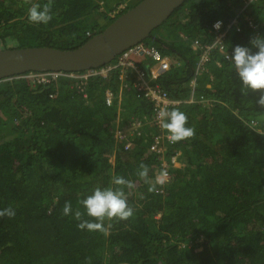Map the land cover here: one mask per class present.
<instances>
[{
    "label": "trees",
    "instance_id": "trees-1",
    "mask_svg": "<svg viewBox=\"0 0 264 264\" xmlns=\"http://www.w3.org/2000/svg\"><path fill=\"white\" fill-rule=\"evenodd\" d=\"M98 2L0 0V49L75 48L113 20L114 6L106 12ZM34 4L50 5L47 24L29 21ZM243 4L247 11L235 15ZM216 19L230 24L232 51L251 47L264 36V0H184L143 41L168 63L151 83L178 101L170 111L184 112L194 129L175 143L162 139L164 161L149 146L168 132L158 129L133 74L122 80L115 68L84 80L78 71L43 83L26 72L0 80V211H15L0 216V264H264L262 93L244 89L216 50L196 72L203 54L190 42H206ZM164 171L169 177L158 182ZM115 175L134 187L111 185ZM110 185L124 191L133 215L105 218L106 232L80 229L83 220L98 222L81 200Z\"/></svg>",
    "mask_w": 264,
    "mask_h": 264
},
{
    "label": "clouds",
    "instance_id": "clouds-1",
    "mask_svg": "<svg viewBox=\"0 0 264 264\" xmlns=\"http://www.w3.org/2000/svg\"><path fill=\"white\" fill-rule=\"evenodd\" d=\"M98 1H100V0H98ZM136 1L137 0H119V1H116L113 4V6H114L113 9L109 12L110 16L114 20L120 14L124 13L128 9H130L133 6H135L136 4H138L141 0H139L137 3L134 4V2H136ZM248 2H249V0H246V4ZM98 3L101 5L100 8L102 9V3L101 2H98ZM245 6L246 5L243 4L241 6V8L236 9L235 15H237L241 12L245 13L247 11V10H243L245 8ZM51 18H52V16H51L50 5H44L43 8H41L40 5L34 4L32 7H30L28 9V19L31 23L47 24L51 20ZM235 18H236V16H235ZM242 18L249 20L248 17L245 16L244 14L242 15ZM214 28L217 29L218 32H223L224 30H226V32L229 33L230 24L223 22L222 19L214 20L211 23L209 29L206 31V34L208 36L206 38L207 41L200 43V39H198V38L193 39L190 42L191 47L193 49H197L202 54V52L206 49L205 46H211L215 41L216 32H215ZM228 38H229V36H226V34H225L221 40V44L224 45L223 49H219L218 47L209 49L208 57L210 56V53L212 50H216V51L224 54V60L232 63L233 68L237 72L240 80L242 81L244 89H250L252 91L260 90V92L262 94L260 95V98L258 101H256V103L259 104L261 107H264V36H257L255 38L251 39L249 41L251 47L237 45L233 48V51L228 47V44H227ZM196 40L199 42V45L202 46V48L195 45L194 42ZM225 44L227 45V49L225 47ZM253 48L255 49V51H253ZM226 53L230 54L231 61L227 57H225ZM140 56H144V55H140ZM145 58L146 59H144L143 62L139 61V64L145 63V65L141 64L142 67H138L140 70H142L143 72L144 71L148 72V73H151V71L152 72L160 71L158 69V67L156 66L157 64H155L154 62L148 63V60H149L148 57L145 56ZM208 60L209 59H206V61H204V63L201 65L202 66L201 71H203L205 69L204 64H206V62ZM114 62H115V60H112L111 62H109L103 66H100L97 68L87 69L84 71L88 72L92 69L98 70L101 67L113 64ZM198 64H199V60H198ZM198 64H197V67H198ZM136 65H138V63H136ZM196 70H197V68H196ZM164 71H166V70H164ZM85 72H83V73H85ZM34 73H40V72H34ZM62 73L68 74V73H73V72H62ZM28 74H30V72ZM190 84L191 85L195 84V78H193L190 81ZM159 120H160L161 125H158V129H160V127H162L163 129L167 130V132L169 133L170 142L175 143L177 141L184 140V139L192 137L194 135V129L192 127H186L187 117H186L185 113L180 111L179 109H173L171 111L162 110L159 113ZM138 126H136V127H138ZM124 134H125V132H124ZM159 135H161V134H159ZM116 136L118 137V134H116ZM164 136H165V134L163 135V138L166 139V137H164ZM118 138H121V137H118ZM149 149H150V146H149ZM152 152L159 155V158L161 159V161H164V158L162 155L163 149L161 146H160V152H155V151H152ZM140 169L141 170L139 171L138 175L141 178H144L145 181L147 182L148 167L144 164H141ZM164 172H166V171H164ZM163 173H161V175H157L156 178L159 176H162L166 180L169 177V175L167 173V175L164 176ZM158 182H162V181H158ZM112 184L127 185L128 188L134 187V185L131 181H126L122 176H119V175H115L112 177L111 185ZM111 185L108 187H103V188L97 187L96 189L93 190V192L90 195L86 196V198L81 200L80 203L82 204L83 208L86 210V215L88 217L95 218V220L98 222H93L90 220H83L81 223L78 224V227L80 229H87L89 231L100 230V231L106 232L107 230L102 225V221H104L105 218L116 217L119 219H127L133 215V208L131 206H129L128 199H127V196L125 195L124 191L121 189L114 190L111 187ZM62 211H63L64 215H69L70 213H72L73 212L72 204L70 202L66 201L64 206H63ZM3 215H7L9 217H12L15 215V211L11 207H9V208H6V209L0 211V216H3ZM74 215L76 216L77 219L81 218V212H79V211H75Z\"/></svg>",
    "mask_w": 264,
    "mask_h": 264
},
{
    "label": "water",
    "instance_id": "water-1",
    "mask_svg": "<svg viewBox=\"0 0 264 264\" xmlns=\"http://www.w3.org/2000/svg\"><path fill=\"white\" fill-rule=\"evenodd\" d=\"M183 2L184 0H141L75 48H2L0 80L26 72H78L103 66L123 50L150 37L151 32Z\"/></svg>",
    "mask_w": 264,
    "mask_h": 264
},
{
    "label": "built area",
    "instance_id": "built-area-1",
    "mask_svg": "<svg viewBox=\"0 0 264 264\" xmlns=\"http://www.w3.org/2000/svg\"><path fill=\"white\" fill-rule=\"evenodd\" d=\"M214 30L216 32L215 41L211 46H205L206 49L202 52L203 58L199 60V64L196 70L197 73L201 71V67H202L201 65L204 63V61H206L207 59L206 57H208L209 49L215 48V47H218L219 49H223L224 47V45L221 44V40L224 37L226 30H224L223 32H218V30L215 28ZM194 43L196 46L202 48V46L199 45V42L197 40ZM136 46L130 47L126 51H124L118 57V59L115 60L113 64L101 67L98 70L92 69L88 72H85L81 75H76V76L84 80H86V78H88L89 76L96 75V74H100L103 77H106L107 73L110 70H113L115 68L119 69V78H121L122 80L127 79L130 74H133L135 78V84H134L135 89L139 90L141 94L147 100L151 102L152 115L155 119V123L157 125H161L160 120H159V113L162 110L170 111L171 106L177 104L178 101L169 98L165 91H162L161 88L157 84L151 83V81L154 80L160 72L167 70L168 63L166 62L165 59H162L159 56L157 51H155L154 49H148L149 45H147L146 43L143 42ZM140 55H144L148 57L149 59L148 63L154 62L155 64H157L156 66L158 67L160 71L158 72L151 71V73H148V72H145V71L143 72L142 70H140L138 66H136V63H135V59L138 58ZM225 57L229 58L230 54L226 53ZM62 74L69 75V76H75L73 75V73L66 74L62 72L47 71V72L34 73L30 77L32 79L37 78L38 82L44 83V82H49L50 80L58 77V75L60 76ZM105 95H106L105 97L106 103L110 104L111 99H112L111 92L109 90H106ZM139 124L140 122L136 123L135 125L138 126ZM117 134L119 137L123 135L121 131H118ZM164 137H166V140L170 142L169 133L165 134ZM162 139H163V135H158L157 137H155V140L150 145V149L155 152H160L159 144L162 142ZM163 175L166 176L167 172H164Z\"/></svg>",
    "mask_w": 264,
    "mask_h": 264
},
{
    "label": "rangeland",
    "instance_id": "rangeland-1",
    "mask_svg": "<svg viewBox=\"0 0 264 264\" xmlns=\"http://www.w3.org/2000/svg\"><path fill=\"white\" fill-rule=\"evenodd\" d=\"M116 1H119V0H100L99 2H101L102 3V10L104 11H106L107 12V10L116 2ZM101 9V8H100ZM90 17H92V18H94V17H96L97 19H98V22L101 24L103 21H104V18H102L101 16H97V15H94V17L93 16H90ZM96 19V20H97ZM177 44V43H176ZM144 59H146L145 58V56H140L139 57V61L140 62H143L144 61ZM154 64V63H153ZM31 75H33V73H30L29 74V76H31ZM156 180L157 181H164L165 180V178L164 177H162V176H159V177H157L156 178Z\"/></svg>",
    "mask_w": 264,
    "mask_h": 264
},
{
    "label": "bare ground",
    "instance_id": "bare-ground-1",
    "mask_svg": "<svg viewBox=\"0 0 264 264\" xmlns=\"http://www.w3.org/2000/svg\"><path fill=\"white\" fill-rule=\"evenodd\" d=\"M226 35H227V32L225 33ZM146 39V38H145ZM145 39H143L142 41H140L139 43H137V44H135V45H133V46H136V45H138V44H141ZM133 46H130V47H133ZM130 47H128V48H130ZM137 47V46H136ZM127 48V49H128ZM127 49H125V50H123L120 54H118V55H116L115 57H114V59L116 58V57H119L124 51H126ZM148 49H154L155 51H157L153 46H148ZM157 53L159 54V56L161 57V55H160V53L157 51ZM232 56V55H231ZM162 59H164L163 57H161ZM113 59V60H114ZM229 60H231V57L230 58H228ZM167 62V61H166ZM168 68V67H167Z\"/></svg>",
    "mask_w": 264,
    "mask_h": 264
},
{
    "label": "crops",
    "instance_id": "crops-1",
    "mask_svg": "<svg viewBox=\"0 0 264 264\" xmlns=\"http://www.w3.org/2000/svg\"><path fill=\"white\" fill-rule=\"evenodd\" d=\"M141 64H144L145 65V63H141ZM141 64H138V65H136V66H138V67H142V65Z\"/></svg>",
    "mask_w": 264,
    "mask_h": 264
}]
</instances>
